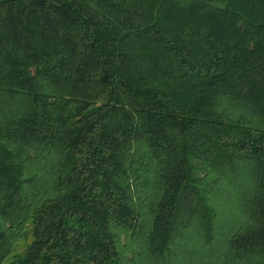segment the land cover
I'll list each match as a JSON object with an SVG mask.
<instances>
[{
    "label": "trees",
    "instance_id": "trees-1",
    "mask_svg": "<svg viewBox=\"0 0 264 264\" xmlns=\"http://www.w3.org/2000/svg\"><path fill=\"white\" fill-rule=\"evenodd\" d=\"M4 263L264 264V0H0Z\"/></svg>",
    "mask_w": 264,
    "mask_h": 264
},
{
    "label": "rangeland",
    "instance_id": "rangeland-1",
    "mask_svg": "<svg viewBox=\"0 0 264 264\" xmlns=\"http://www.w3.org/2000/svg\"><path fill=\"white\" fill-rule=\"evenodd\" d=\"M29 226L30 225H28L27 227H26V231H29V232H27V235H26V237L22 240V241H20L19 242V244H18V247H17V251H19V252H21L23 249H24V247L30 242V240H31V233H30V230H29ZM9 259H7V261H8ZM6 261V262H7ZM5 264V263H4Z\"/></svg>",
    "mask_w": 264,
    "mask_h": 264
}]
</instances>
